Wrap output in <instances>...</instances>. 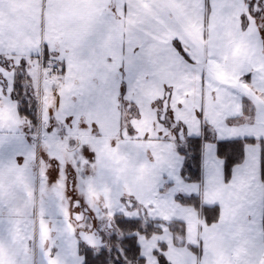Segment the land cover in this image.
Wrapping results in <instances>:
<instances>
[{
  "label": "snow or ice",
  "instance_id": "6c2138e0",
  "mask_svg": "<svg viewBox=\"0 0 264 264\" xmlns=\"http://www.w3.org/2000/svg\"><path fill=\"white\" fill-rule=\"evenodd\" d=\"M0 264H264V0H0Z\"/></svg>",
  "mask_w": 264,
  "mask_h": 264
}]
</instances>
